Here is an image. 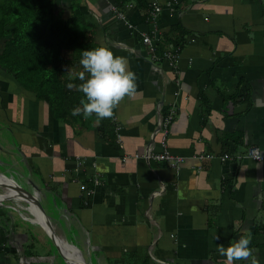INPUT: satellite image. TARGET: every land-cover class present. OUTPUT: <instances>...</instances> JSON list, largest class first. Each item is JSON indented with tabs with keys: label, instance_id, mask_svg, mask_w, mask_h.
Returning <instances> with one entry per match:
<instances>
[{
	"label": "crops",
	"instance_id": "1",
	"mask_svg": "<svg viewBox=\"0 0 264 264\" xmlns=\"http://www.w3.org/2000/svg\"><path fill=\"white\" fill-rule=\"evenodd\" d=\"M55 2L68 10L71 0ZM147 3L79 0L95 40L126 57L137 76V94L115 109L112 138L96 125L59 122L0 65V173L44 191L42 201L36 189L31 195L90 264H227L217 247L242 235L251 237L252 256L235 264H264V158L245 156L250 147L264 155V0ZM145 33L155 44L165 39L156 60ZM181 36L178 52L173 39ZM167 51L177 59L164 58ZM168 110L166 148L183 157L176 169L146 157L161 150L156 131ZM81 184L92 189L88 203ZM16 203L0 204V264H54L37 217Z\"/></svg>",
	"mask_w": 264,
	"mask_h": 264
},
{
	"label": "trees",
	"instance_id": "2",
	"mask_svg": "<svg viewBox=\"0 0 264 264\" xmlns=\"http://www.w3.org/2000/svg\"><path fill=\"white\" fill-rule=\"evenodd\" d=\"M128 1L148 7L147 0H115L117 6ZM55 4V0H0V65L38 100L46 102L59 122L90 128L96 125L102 137L112 138L114 115L85 119L71 114L84 98L80 91L82 52L101 46L94 38L96 25L86 18L79 0H71L68 10ZM182 36L173 39L178 52ZM164 43L165 39L156 44L159 52Z\"/></svg>",
	"mask_w": 264,
	"mask_h": 264
},
{
	"label": "clouds",
	"instance_id": "3",
	"mask_svg": "<svg viewBox=\"0 0 264 264\" xmlns=\"http://www.w3.org/2000/svg\"><path fill=\"white\" fill-rule=\"evenodd\" d=\"M80 64L83 69L80 73L83 81L80 91L84 98L80 100V106L71 110L73 116L83 115L85 119L93 115L101 119L111 118L125 97L131 98L137 94V76L130 69L128 59L115 55L106 45L84 50ZM214 239L219 240L220 237L216 235ZM250 243L251 237L242 235L227 247L219 245L216 250L226 258L227 264H235L252 256ZM252 264H256V261Z\"/></svg>",
	"mask_w": 264,
	"mask_h": 264
},
{
	"label": "built area",
	"instance_id": "4",
	"mask_svg": "<svg viewBox=\"0 0 264 264\" xmlns=\"http://www.w3.org/2000/svg\"><path fill=\"white\" fill-rule=\"evenodd\" d=\"M112 9H115V8L112 7ZM159 9H160L159 6H154L151 9V11H149L148 13V19H152L154 21L155 15ZM154 41L155 40H153L151 38V35H149L148 33H145L142 35V42L149 46L151 58L154 59L156 57L155 58L156 60L159 57H157V54H156V44ZM162 55L164 58L170 59L171 61H173L177 59L178 52L176 51L172 53L170 51H167V52H164ZM172 120H173L172 112L170 110L166 111L163 117L159 120L158 128L156 131L157 135L159 136V143H160L161 150L157 153H151V154L149 153L146 155V157L147 158L153 157L157 160L164 161L167 163V165L176 169L179 167L180 163L182 162L183 157L171 154L166 148V138L168 134L169 124L172 122ZM205 156L209 158H216V156L213 154H207ZM245 156L253 160H256V161H260L261 159L264 158V155L261 153V151L257 147H250L246 151ZM227 158H228L227 154H224L220 157L221 160H225ZM93 183L94 185L99 183V176L97 175L94 176ZM80 187L86 199L92 193V189H89L86 184H81Z\"/></svg>",
	"mask_w": 264,
	"mask_h": 264
},
{
	"label": "bare ground",
	"instance_id": "5",
	"mask_svg": "<svg viewBox=\"0 0 264 264\" xmlns=\"http://www.w3.org/2000/svg\"><path fill=\"white\" fill-rule=\"evenodd\" d=\"M2 174L3 173H0V189L5 187L9 191L6 193V195L0 197V201L2 202L3 200H6V199H14L17 203L25 204V206H27L30 210H32L35 217H37L36 223L45 231V233L50 238V240L56 245V247L62 253L64 263L65 264H83L81 256L79 252L77 251V249H75L74 247L68 246L63 241H61L57 236H54L52 234L51 227L49 226L47 222L48 219L46 217L45 211L44 209L42 211L41 209L37 207L36 199L33 197V195L23 191V188L20 185H18L12 179H6ZM17 207L21 208L22 210L24 208V207L22 208L19 205H17ZM11 208L14 210L16 209L15 207H12V206Z\"/></svg>",
	"mask_w": 264,
	"mask_h": 264
},
{
	"label": "rangeland",
	"instance_id": "6",
	"mask_svg": "<svg viewBox=\"0 0 264 264\" xmlns=\"http://www.w3.org/2000/svg\"><path fill=\"white\" fill-rule=\"evenodd\" d=\"M17 171H19V169H17V168H15ZM19 183H20V181H18ZM21 184V183H20ZM23 188V187H22ZM24 189V188H23ZM31 190H34L33 188H30ZM37 190H38V195H39V199L42 201V200H44L45 199V193H44V191L43 190H41L40 188L38 189V188H36ZM15 203V201L14 200H8V201H5V202H3L1 205H8V204H14ZM43 206V205H42ZM16 214H18L19 212H15ZM18 218L20 219V222L23 224V225H29V227L33 230V232H34V234H35V236H36V238L37 239H42V241L44 242V240H45V238L44 237H40V235H39V233H40V230H35V229H37V225L36 224H32V223H30L29 221H27V220H23L20 216H19V214H18ZM51 221V220H50ZM52 224V223H51ZM53 226V225H52ZM27 242H32V240L30 239V240H28ZM30 245H31V243H30ZM45 247V246H44ZM47 247H49V248H51V247H53L54 249H55V254L53 255V256H58L56 259H54V264H61V263H63L62 262V258H61V256H60V254L57 252V250H56V248H55V246L53 245V243L51 242V240L49 239V238H47ZM84 249V248H83ZM34 250V249H33ZM81 254H82V256H83V259L85 260V262H87V252H86V250H84V251H82L81 250ZM92 260L93 261H95V259H94V256H93V258H92ZM63 264H65V263H63Z\"/></svg>",
	"mask_w": 264,
	"mask_h": 264
},
{
	"label": "water",
	"instance_id": "7",
	"mask_svg": "<svg viewBox=\"0 0 264 264\" xmlns=\"http://www.w3.org/2000/svg\"><path fill=\"white\" fill-rule=\"evenodd\" d=\"M6 179H13V178H9L7 175H5V174H2ZM14 181H15V179H13ZM22 186V185H21ZM24 189H23V191H25V192H27V193H30V194H32L33 193V195H35L36 194V191L35 190H29V189H27L26 187H24V186H22ZM35 189V188H34ZM32 192V193H31ZM35 197H36V195H35ZM37 198V197H36ZM0 204H2L1 202H0ZM36 205H37V207L39 208V209H41L42 211H43V206H42V204H41V202L39 201V199H36ZM48 222V224H49V226L51 227V232H52V234L54 235V236H57L61 241H63L65 244H67L68 246H71V247H74L75 249H77V251L79 252V254H80V256H81V259H82V262H83V264H90V263H88V262H85V260L83 259V256H82V254H81V251H80V249L76 246V245H74V244H71V243H69V242H67V241H64L63 239H61L56 233H55V231H54V229H53V226H52V224H51V221L50 220H48L47 221ZM54 245V244H53ZM55 246V245H54ZM55 248H56V250H57V252L60 254V256L62 255V253L61 252H59V250H58V248L55 246ZM61 258H62V256H61ZM64 262V261H63Z\"/></svg>",
	"mask_w": 264,
	"mask_h": 264
}]
</instances>
